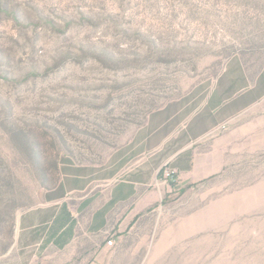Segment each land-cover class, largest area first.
I'll use <instances>...</instances> for the list:
<instances>
[{
  "label": "rangeland",
  "instance_id": "rangeland-1",
  "mask_svg": "<svg viewBox=\"0 0 264 264\" xmlns=\"http://www.w3.org/2000/svg\"><path fill=\"white\" fill-rule=\"evenodd\" d=\"M238 58L264 66V0H0V264L64 165L121 173L158 112ZM108 264H264V144L166 194Z\"/></svg>",
  "mask_w": 264,
  "mask_h": 264
},
{
  "label": "crops",
  "instance_id": "crops-1",
  "mask_svg": "<svg viewBox=\"0 0 264 264\" xmlns=\"http://www.w3.org/2000/svg\"><path fill=\"white\" fill-rule=\"evenodd\" d=\"M260 144L264 66L250 72L238 58L158 112L132 139L121 173L64 165L45 203L20 216L13 259L3 264H108L110 237L122 243L166 194L219 176ZM167 164L177 172L174 190L162 178Z\"/></svg>",
  "mask_w": 264,
  "mask_h": 264
},
{
  "label": "built area",
  "instance_id": "built-area-1",
  "mask_svg": "<svg viewBox=\"0 0 264 264\" xmlns=\"http://www.w3.org/2000/svg\"><path fill=\"white\" fill-rule=\"evenodd\" d=\"M162 178L163 181L168 183L170 186H174L178 182L177 172L170 167L169 164L164 166L162 169ZM116 244V241L113 237H110L107 241V246L112 247Z\"/></svg>",
  "mask_w": 264,
  "mask_h": 264
}]
</instances>
